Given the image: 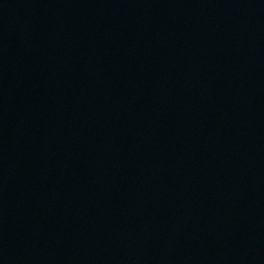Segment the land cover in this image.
<instances>
[{"label": "water", "instance_id": "95a60500", "mask_svg": "<svg viewBox=\"0 0 264 264\" xmlns=\"http://www.w3.org/2000/svg\"><path fill=\"white\" fill-rule=\"evenodd\" d=\"M0 264H264V0H0Z\"/></svg>", "mask_w": 264, "mask_h": 264}]
</instances>
